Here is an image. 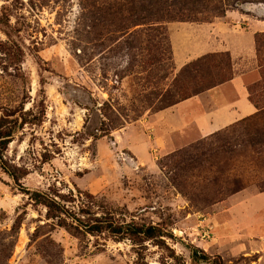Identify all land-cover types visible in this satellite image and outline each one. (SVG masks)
Returning <instances> with one entry per match:
<instances>
[{
	"label": "rangeland",
	"instance_id": "rangeland-1",
	"mask_svg": "<svg viewBox=\"0 0 264 264\" xmlns=\"http://www.w3.org/2000/svg\"><path fill=\"white\" fill-rule=\"evenodd\" d=\"M252 1L209 22H163L161 33H148L144 25L120 31L126 22L101 16L112 0H0V106L24 109L31 122L5 153L19 185L0 164V264H205L193 261L196 248L224 264H264V211L240 205L260 193L264 158L243 166L254 181L235 194L215 174L203 181L209 164L176 188L167 160L207 138L193 124L175 131V121L212 107L167 108L176 77L206 56L191 59L197 46L239 38L264 20V0ZM176 57L186 63L179 71ZM254 97L264 99L259 90ZM23 190L89 193L121 221L159 227L162 237L134 244L102 234L81 243Z\"/></svg>",
	"mask_w": 264,
	"mask_h": 264
},
{
	"label": "trees",
	"instance_id": "trees-1",
	"mask_svg": "<svg viewBox=\"0 0 264 264\" xmlns=\"http://www.w3.org/2000/svg\"><path fill=\"white\" fill-rule=\"evenodd\" d=\"M104 3L98 9L103 17L111 16L116 24L126 22L120 31L144 25L149 32L164 30L156 28L163 22H209L213 18L224 17L229 9L252 0H112ZM264 40V34L258 35ZM258 61L262 80L249 88L250 100L257 106L259 112L233 126L217 132L204 140L178 151L167 160L172 163V171L179 176H172L171 184L176 188L186 183L185 178L198 168H204L206 176L203 181L211 182L208 176L216 175L215 180L235 194L253 184V175L243 169L246 163L256 164L264 158V101L256 100L254 92L261 91L264 95V42L257 40ZM218 63V64H217ZM233 77L230 54L206 55L184 67L176 77V97H173L167 108L219 87ZM175 98V99H174ZM174 99V100H173ZM24 109L14 110L0 106V164L17 185L19 177L6 161L5 153L9 145L15 141L17 132L31 123ZM214 168H216L214 172ZM200 174L199 177H202ZM194 178V174H193ZM264 192V184L259 187ZM36 205L47 210L48 220L56 221L57 227L65 229L81 243L108 234L118 241L130 240L134 244H143L162 237V229L144 223L123 222L112 207L99 198L78 191L68 195L56 193L49 195L43 192L23 190ZM223 195V193H220ZM82 196L84 198H82ZM86 199V200H85ZM78 205V210L70 205ZM119 216V214H118ZM120 217V216H119ZM192 259L196 263L224 264L219 256H210L204 251L194 249Z\"/></svg>",
	"mask_w": 264,
	"mask_h": 264
},
{
	"label": "crops",
	"instance_id": "crops-1",
	"mask_svg": "<svg viewBox=\"0 0 264 264\" xmlns=\"http://www.w3.org/2000/svg\"><path fill=\"white\" fill-rule=\"evenodd\" d=\"M248 26L242 29L239 38L228 37L225 41L220 39L214 44L196 47L197 55L191 59L207 54L229 53L234 73L232 79L227 83L180 103L177 107L191 106L194 101H207L212 107L203 115L194 117L190 123L175 121L178 127L175 131L186 130L187 127L191 126L190 124H193L197 127V134L199 132L203 137H208L259 112L257 106L250 100L249 88L262 80L256 36L264 34V20L257 23L252 22ZM178 37V34L172 33L174 46ZM175 61L177 71L186 64L180 62L177 57ZM249 80L252 81L249 82ZM240 205L251 206L257 211H264V192L252 196Z\"/></svg>",
	"mask_w": 264,
	"mask_h": 264
}]
</instances>
